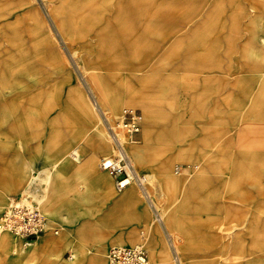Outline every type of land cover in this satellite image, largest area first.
I'll list each match as a JSON object with an SVG mask.
<instances>
[{
  "label": "rangeland",
  "instance_id": "1",
  "mask_svg": "<svg viewBox=\"0 0 264 264\" xmlns=\"http://www.w3.org/2000/svg\"><path fill=\"white\" fill-rule=\"evenodd\" d=\"M42 2L0 0V217L36 206L58 232L28 249L0 231V264H107L135 245L151 264H264V0ZM122 76L150 109L124 110L139 117L131 140L124 112L103 115ZM111 131L150 199L99 169ZM77 144L110 189L63 157Z\"/></svg>",
  "mask_w": 264,
  "mask_h": 264
},
{
  "label": "built area",
  "instance_id": "2",
  "mask_svg": "<svg viewBox=\"0 0 264 264\" xmlns=\"http://www.w3.org/2000/svg\"><path fill=\"white\" fill-rule=\"evenodd\" d=\"M116 130L122 131L131 140L132 136L140 131L139 117L134 111L126 110ZM111 139L114 144L113 154L101 158L98 167L109 174L114 191L122 192L133 183L139 182V178L130 169L116 132L111 131ZM0 231L10 232L19 238L24 246L49 231L54 234L58 232L52 230L38 207L19 203L11 204L4 209L0 217ZM107 264H151V262L146 250L141 247L116 246L108 251Z\"/></svg>",
  "mask_w": 264,
  "mask_h": 264
},
{
  "label": "bare ground",
  "instance_id": "3",
  "mask_svg": "<svg viewBox=\"0 0 264 264\" xmlns=\"http://www.w3.org/2000/svg\"><path fill=\"white\" fill-rule=\"evenodd\" d=\"M36 1L42 3V4H40V6L43 8V10L46 13L45 4H43L42 0H36ZM9 15L11 16L14 14L11 13ZM48 20L51 23H53L52 17H50V15L48 16ZM18 22H19V20H17V23ZM54 29L56 31V34L58 35V39L63 41L64 38L62 37V34L60 33L57 26H54ZM79 73H80V77L82 79V82H83L85 88L94 97V99H96V96H95L92 88L90 87L89 83L85 80L83 74L81 72H79ZM126 77L127 76L121 77V80H122L121 82L124 85H126V88L124 90H118V89L116 90V92H117L116 98H118V97L119 98L116 99L115 101L109 102V106L107 107V111L103 112V115H104V118L106 119V121H110V120L112 121V119H114V117L119 116L127 108L128 109H132V108L136 109L137 108L142 112V115L145 117L148 116V114H149L150 109L146 105L144 99L141 98V96H139L138 86L129 84ZM4 85L6 86L5 80L4 79L0 80V87L2 88ZM105 94H103V95L105 96ZM97 122H99L98 119H97ZM82 124L83 125L88 124L87 118L85 120L83 119ZM107 150H108V142L106 140H104L103 138H99L98 142L96 143V146H95V152L96 153H104ZM63 157H65L66 160L70 161L72 167L79 166L82 164L83 170L88 173L89 177L94 178V181L98 186H100L103 189H107V188L110 189V182L108 180V177L105 176L104 174L99 173L98 171H95L96 156L91 155V156H88L87 158L83 159L82 154L80 152V145L79 144L69 146L68 149L63 154ZM135 157H137V156H135ZM169 174L172 176L173 175L179 176L180 174H182V172L176 173L175 171H173V172H169ZM138 178H139L138 185H139L140 192L143 193L146 197H148V199H150L149 188L146 187V185H147L146 182L149 179V175L139 176ZM20 180H21V175L18 173L14 176L4 178V180H3L4 183L1 186V191L3 193H7V192L11 191L16 185H18V183H20ZM173 184L175 185L176 183H173ZM132 189H134V188L130 187L128 190H132ZM151 207H152V203H151ZM3 209L1 210V214L4 211ZM34 242H31L29 245H26L28 247V249H31V247H33ZM134 247H137V246L135 245Z\"/></svg>",
  "mask_w": 264,
  "mask_h": 264
},
{
  "label": "crops",
  "instance_id": "4",
  "mask_svg": "<svg viewBox=\"0 0 264 264\" xmlns=\"http://www.w3.org/2000/svg\"><path fill=\"white\" fill-rule=\"evenodd\" d=\"M52 228V227H51ZM50 232V231H49Z\"/></svg>",
  "mask_w": 264,
  "mask_h": 264
}]
</instances>
